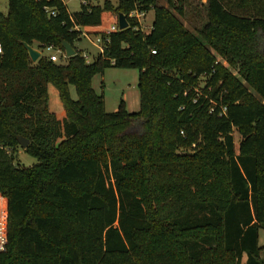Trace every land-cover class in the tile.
<instances>
[{
    "label": "trees",
    "instance_id": "16d2710c",
    "mask_svg": "<svg viewBox=\"0 0 264 264\" xmlns=\"http://www.w3.org/2000/svg\"><path fill=\"white\" fill-rule=\"evenodd\" d=\"M165 1L82 0L70 14L62 0H7L0 12V224L7 227L0 264H241L244 254V264H264V0H207L206 21L194 30ZM149 8L145 32L129 13ZM174 9L183 15L182 6ZM109 13L116 18L103 27ZM119 13L128 27L105 41ZM90 31L102 37V51L86 61L74 41ZM62 41L75 48L60 56L65 63L43 55L47 45L63 51ZM23 42L40 50L35 62ZM215 54L239 65L254 94ZM107 67L138 71L137 111L124 100L105 110L92 78ZM49 84L60 112L48 108ZM17 136L29 140L24 150L35 164L15 163ZM193 141L196 152L181 149ZM161 229L190 235L168 250L138 248V233Z\"/></svg>",
    "mask_w": 264,
    "mask_h": 264
},
{
    "label": "rangeland",
    "instance_id": "374dc122",
    "mask_svg": "<svg viewBox=\"0 0 264 264\" xmlns=\"http://www.w3.org/2000/svg\"><path fill=\"white\" fill-rule=\"evenodd\" d=\"M106 0H89V3L92 5H103ZM113 5H116L118 0H108ZM207 0H182L181 3L179 0H171L172 6L170 10L176 15L183 24L194 30L195 28L200 27L206 21V10L205 4ZM161 5L167 6L165 0H157ZM65 5L67 6L68 12L70 14L78 12L80 10V5L82 0H64ZM182 6L183 15L179 16L176 13L175 7ZM174 7V8H173ZM239 10V9H238ZM241 10V9H240ZM0 12H7V0H0ZM242 10L240 11V13ZM245 13V12H244ZM103 27L107 25L108 22L115 20L116 15L109 13L105 16ZM153 19V9L149 8L147 11L142 13L139 21L141 23V28L143 31L148 32L151 27V22ZM114 22V21H113ZM82 35L74 41L75 48L80 51V53H85L88 56V59L99 52L98 44L95 42L93 31H90L88 36H83L84 32H81ZM43 55H47L45 51L42 52ZM216 55V54H215ZM216 58L221 62L223 67L227 70V74L234 78L241 79L239 74V65L229 66L225 61L219 58L216 55ZM59 63H65L66 58L58 59ZM137 77L138 71L134 68H118V67H107L104 69L103 74H96L92 78V86L96 92H102L104 95V107L108 112L115 111L118 107L120 100H123L125 94H130L132 89H137ZM207 78L205 76L200 77L198 81L199 90L201 86L205 84ZM241 82L247 87L248 91L254 94V91L251 86L247 85L244 80L241 79ZM55 89V88H54ZM48 90V87H47ZM56 91V90H55ZM57 92V91H56ZM48 93V92H47ZM70 94L72 98H76L74 88L70 87ZM49 100V94H48ZM48 102V108L52 106ZM50 110V109H49ZM232 135L234 138L235 147L240 140V136L236 129H232ZM183 151H186L188 154H193L198 149V141H193L186 148H181ZM12 155L15 159V163L20 166H31L37 162V159L30 154L26 153L24 148L18 146L13 152ZM7 227L3 228L0 224V251L5 250V244L7 241ZM190 234H174L168 231H163L162 229L157 232H141L136 235V240L139 245V249H145L148 251H162L168 250L173 244L177 245L176 241L179 238L187 237ZM258 245L264 246V227L258 229ZM264 256V252L262 253ZM246 255L244 254L241 259V264L245 263Z\"/></svg>",
    "mask_w": 264,
    "mask_h": 264
},
{
    "label": "built area",
    "instance_id": "2783aa9c",
    "mask_svg": "<svg viewBox=\"0 0 264 264\" xmlns=\"http://www.w3.org/2000/svg\"><path fill=\"white\" fill-rule=\"evenodd\" d=\"M62 1L64 2V0H62ZM46 10H48V13L50 15H54L55 14V12L53 10H50V9H46ZM129 16L136 18L138 20V22L140 23L139 19L142 16V12L141 11H138V10H133V11H131L129 13ZM117 29L119 30L118 23L112 24L110 26V28L104 34L106 36L105 37V41L108 40L107 35L110 33V31L117 30ZM83 36H88V35L85 34V33H83ZM94 38H95V42L98 44L99 52H101L102 51V37L99 36V35H97V36H94ZM0 51H1V48H0ZM43 51H45L47 53L46 56L51 61H54V62H58L57 60L60 59V56L66 57L65 56V53H64V50L62 51L59 48H55L52 45L45 46L44 49H43ZM152 52H154V51L152 50ZM82 56L85 58L86 61L89 60L87 54L82 53ZM222 112L223 113L225 112V109L224 108H222Z\"/></svg>",
    "mask_w": 264,
    "mask_h": 264
},
{
    "label": "water",
    "instance_id": "95a60500",
    "mask_svg": "<svg viewBox=\"0 0 264 264\" xmlns=\"http://www.w3.org/2000/svg\"><path fill=\"white\" fill-rule=\"evenodd\" d=\"M117 23H118L119 30H122V29H125L128 27V22L126 20V16L122 13L118 14ZM23 45H24L25 49L27 50V53H28L30 60L32 62H35L41 54L40 50H38L37 48L32 47V46H30L24 42H23ZM61 46H62V49L64 50L66 57H70V56L75 54V48L72 46V44H70L66 41H62ZM17 140L19 142V146L22 148H26L28 143H29V140L22 137V136H17Z\"/></svg>",
    "mask_w": 264,
    "mask_h": 264
},
{
    "label": "crops",
    "instance_id": "0c3cea01",
    "mask_svg": "<svg viewBox=\"0 0 264 264\" xmlns=\"http://www.w3.org/2000/svg\"><path fill=\"white\" fill-rule=\"evenodd\" d=\"M48 94H49V104H51V100H53L52 106H50V111L52 112H60L62 110V104L59 100L58 94L55 91L54 87L49 84L48 85ZM125 102L126 109L128 111H137L139 108V94L138 91L132 89L130 94H125L123 98Z\"/></svg>",
    "mask_w": 264,
    "mask_h": 264
}]
</instances>
